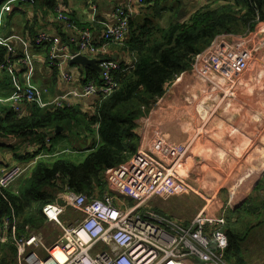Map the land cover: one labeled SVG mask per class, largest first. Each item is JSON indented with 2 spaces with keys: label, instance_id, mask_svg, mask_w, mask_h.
I'll return each instance as SVG.
<instances>
[{
  "label": "built area",
  "instance_id": "built-area-1",
  "mask_svg": "<svg viewBox=\"0 0 264 264\" xmlns=\"http://www.w3.org/2000/svg\"><path fill=\"white\" fill-rule=\"evenodd\" d=\"M146 0H136L137 8H144ZM88 26L72 22L70 12L63 0H55L52 22L59 24L63 34L70 38L63 43L54 42L43 29L34 35V47L49 45V69L57 68L56 82L64 94L55 101L43 103L41 92L30 83L19 88L7 100L8 109L17 118L29 116L30 107L56 110L72 107L69 97L95 98L90 112L98 100L111 96L118 90L117 73L124 72L120 62L106 59L107 47L122 44L128 30L130 18L136 13L131 7L113 9V23L98 19L95 3L89 1L84 10ZM258 23L259 20L256 18ZM103 30L102 42L97 41L91 31L92 25ZM258 31L246 30L244 34H217L206 49L194 55L190 66L204 85L202 102L215 103V109L208 117L229 114L231 102L238 92L247 90L256 75L254 55L262 46ZM0 47L6 54L0 57V71L12 72L26 68L25 77L30 80L34 67L26 46L24 55L19 57L7 40L0 37ZM73 48V49H71ZM77 56L94 60L99 68L98 80L86 81L85 70L69 62ZM15 64V66H14ZM190 69V70H191ZM261 76H257L260 79ZM72 88V90H69ZM219 110L216 114L215 111ZM94 144L98 146V125L91 127ZM50 136H45L42 145L50 147ZM34 148H29L33 152ZM69 153V151H66ZM185 153L179 152L171 162L162 161L153 152L139 147L125 164L103 173L105 192L98 196H85L71 190L67 184L53 196L51 203L45 204L41 213L46 223H52L60 236L52 244H47L44 234L32 226H26L19 235L18 222L14 212L2 219L0 224V246L11 245L15 249L16 264H228L226 250L228 237L223 228L230 202L225 207H216V193H198L203 199V208L193 216L188 225L158 215L146 205L172 179L182 175ZM27 166L10 164L0 176V193L10 189L23 174L29 172L36 161ZM259 183V182H258ZM238 188L241 184H237ZM130 192L135 204L121 199V194ZM215 203V204H214ZM76 216L71 224L63 217L67 212ZM60 258L56 257V254Z\"/></svg>",
  "mask_w": 264,
  "mask_h": 264
},
{
  "label": "trees",
  "instance_id": "trees-1",
  "mask_svg": "<svg viewBox=\"0 0 264 264\" xmlns=\"http://www.w3.org/2000/svg\"><path fill=\"white\" fill-rule=\"evenodd\" d=\"M31 26L26 29L32 37L38 26L37 11L45 8L44 18L53 14L55 0H36ZM167 1V0H166ZM163 0H146L140 9V20L130 18L123 47L132 54L130 64L122 63L124 72L117 73L118 90L95 104L90 126L98 125L99 142L82 160H71L61 154L54 160H39L26 176L10 189L0 193V224L13 211L18 222V233L22 235L26 226L35 230L46 224L42 207L53 201V196L67 184L76 193L87 197L102 193L106 188L103 173L129 161L141 145L145 121L156 102L163 97L171 84L184 72L191 69L190 62L217 34L240 33L246 28L256 31L259 21L264 20V0H208L205 5L189 15L187 20L176 21L178 12L170 7L162 8ZM174 15L165 22L164 12ZM179 19V18H178ZM48 63L49 45L34 47ZM6 54L0 47V57ZM106 59H109L105 57ZM85 69L86 81L98 80L96 69ZM52 83L56 80L57 68H51ZM161 106L160 108H164ZM29 116L17 118L12 111L0 115V138L13 137L30 143L42 142L48 131L62 127L83 115L78 105L69 108L48 110L30 107ZM160 108H157L159 110ZM86 116V115H84ZM258 119H260L258 117ZM58 134V136H60ZM263 163L261 167H263ZM261 171L254 170L258 175ZM260 202L249 198L237 209H229L223 231L228 237L226 260L228 264H247L242 254L243 244L250 230L264 231V176L257 184ZM54 192H56L54 194ZM253 215L255 216L253 218ZM15 249L11 245L0 246V264H13ZM16 264V260H15Z\"/></svg>",
  "mask_w": 264,
  "mask_h": 264
},
{
  "label": "crops",
  "instance_id": "crops-1",
  "mask_svg": "<svg viewBox=\"0 0 264 264\" xmlns=\"http://www.w3.org/2000/svg\"><path fill=\"white\" fill-rule=\"evenodd\" d=\"M63 1L67 5L68 11L70 12V17L72 18V22H74L75 24L78 23L82 26L89 25L87 21L86 13L84 12L86 5L89 1H93L95 3L98 11V19L108 23L109 25H111L114 21L112 13L115 7H119V6L123 8L131 7L132 10L136 13V15H139L141 11L136 6V0H63ZM163 1L165 2L162 5V8L165 9L167 7H170V9L173 11L175 10V12H178L179 8L181 7L184 8L186 6L196 11L198 10V8L201 7V5L204 4V0H167V1L163 0ZM37 3L38 1L36 0H0V37L8 41V43L16 50L17 55L19 57H23L24 55L23 47L26 46L27 50L30 51L29 56L31 58L33 57L36 58L34 60L32 59L34 72L30 80H27V78L25 77V73L27 71L26 68H19L17 70L15 69L12 72L0 71V109L1 110L8 109L7 100L13 94H15L19 88L25 87L28 83H30L32 87L36 89V91L41 92V99L43 103L53 102L56 100V98L64 94V91L61 90L62 88H58L56 80L52 83L51 81L52 76L50 75V72L52 70L49 69L48 63L45 60V56H43L39 51H35V48L32 46V37L30 35V32L26 29L27 26L32 25L31 21L34 17L33 11ZM181 3L183 5L179 6ZM47 6L48 5L46 4L43 6L42 11H37L38 26L35 27L34 32L36 33V31L43 29L45 32L51 35V37L54 39V42L60 41L61 43H63L65 39L68 40L71 36L69 33L63 34L60 31L61 27L59 26V24L52 22L51 20L52 14L48 13V18L46 19L44 18L43 12H45V8ZM170 17L171 15H168L166 17V22ZM259 22L260 23H256L258 26V29L256 31H258L257 36L262 41L261 43L262 46L260 47L259 51L254 55V64L256 65V72H255L256 75L259 72L264 75V20ZM247 29L249 28H246L243 32L235 33V34L242 35ZM91 31L95 39L97 41L99 40L100 42H102L103 30L101 29V27L97 24L92 25ZM122 47L123 44L119 45V44L111 43V45L107 47L106 57L111 60L114 59L120 63L130 64L132 54H130L127 51V49H125V47L124 48ZM190 73L192 74V79L190 80V83L193 79H196L197 80L196 83L197 85H199L198 93H197L198 104L199 107H201L205 111V116L204 117L201 116L199 109L198 111H196V113L198 114V117L203 121L206 115L208 114V112L212 113L214 109L211 108L209 103L204 104L202 102L201 97L203 95L204 85H202L196 74L191 69L189 70L188 73L186 72L184 74H181L176 79L175 84L179 83L184 76L187 77L186 74H190ZM69 90H72V88H69ZM242 91L245 90L242 89L240 92ZM190 98H191L190 95L189 96L187 95L186 98L184 99V102L185 103L188 102ZM69 100L71 101L72 106L78 105V107H80V110L82 111L83 115L79 116L75 121L65 123L66 129L65 131L61 132L60 136L58 135L51 136L52 134H54V130L56 127H54L52 131L47 130L50 136L49 138L51 139V142L49 144L50 147L43 146L42 142L30 143L28 141H23L13 137L0 138V176L3 169L10 164L27 166L29 163L33 162L37 158H38L37 161L54 160L57 159L61 154L69 155L71 157V160H75L79 156H83L84 158L89 153V151L94 147L93 143H94L95 132H93L92 129H91L92 132L88 131L89 130L88 122H89V118L94 115L95 112L94 110L96 106L94 107V110L90 113L89 112L84 113L83 111H86L85 105L92 104L95 98L83 99L75 96V97H69ZM176 103L177 101H175L174 104ZM170 107L171 104L166 110L164 108H160L159 110L154 111V117H156L157 115H170L171 112L175 114L180 113V111L176 108L174 109V111L170 110ZM252 108L253 111H251L250 113L251 114L253 113L254 119L256 118L258 119L259 117L260 118L259 121L260 123H262L264 121V103L262 105H256L254 103ZM150 113L152 115V111ZM151 115L149 114L148 116ZM227 116L229 118H227ZM227 116L224 119L228 122L236 118V117H232L230 113L227 114ZM247 116H249V118H247ZM247 116L242 118L243 125L239 129H234L235 124L232 123L229 125V128L232 127V130L230 132H228L229 129L225 131L228 132L227 135L224 133L227 142L223 145V151L221 156H219V158L222 157L223 159L230 160L229 167L231 171L227 169L226 176L224 177L223 180L224 182H220L217 179H208L207 187H204V191L207 194L211 192V194L216 193V195L217 192H219L221 189H226L225 190L226 195L225 196L221 195L223 196L222 197L223 205L221 206L219 204L221 202L220 198H218L216 202V207L219 208L225 207V205L230 201H231L230 209L232 210L239 208L242 204L245 203L246 198L243 199L240 203H238V199L236 197V190L238 189V186L236 182H232V185L234 187V191L232 192L226 186V182L230 181V179H228V175L234 176L240 172L245 171L242 170V168L244 167L245 159L249 158L250 165H254V166L258 165V167L255 168L261 171L259 173L260 174L259 179L254 183V187L262 179V176H264V166L261 167L264 161V136L258 135V132H263L264 134V124L262 126H257V125L254 126V122L250 117V115ZM214 119L215 117L210 116L208 120L214 121ZM217 120L220 121L219 119ZM91 127L92 126H90V128ZM146 129L148 136H151L153 134L159 137L160 139H163L164 134H162L157 128L152 127ZM143 133L144 136L142 134L140 147L149 150L148 145L145 143L146 142L145 128ZM2 140L5 142H2ZM164 140L170 141L168 137L164 138ZM29 148H34L33 152H29ZM66 151H69V153H66ZM179 152L181 151H178L177 153ZM188 162H189L188 158L186 157L185 154L182 163V171L184 170V165ZM104 192L105 190L100 194L98 193V196L100 197ZM258 197H259V192H258ZM156 213L158 215H161L157 211ZM49 225L52 226L55 229V231H57L54 232L56 234L59 233L60 236V232L52 223L45 224V226L50 229ZM50 230L53 231L52 229ZM50 237H51L50 239H53V242L56 241V239L58 238L56 236L55 237L50 236ZM44 240H46L45 235H44ZM53 242L49 243L46 240L47 244H52ZM13 264H15V260H13Z\"/></svg>",
  "mask_w": 264,
  "mask_h": 264
},
{
  "label": "rangeland",
  "instance_id": "rangeland-1",
  "mask_svg": "<svg viewBox=\"0 0 264 264\" xmlns=\"http://www.w3.org/2000/svg\"><path fill=\"white\" fill-rule=\"evenodd\" d=\"M206 2L207 1L204 0L203 5H205ZM182 5L181 3L179 6ZM193 10L194 9L187 6L179 8V19L176 18V21H186L189 15L195 11ZM168 15H174V12L169 10L164 12L165 22L162 23L164 27L166 26V17ZM186 75L187 77L184 76L177 84H175V80L166 94L156 102L155 106L151 109L152 115L149 113L151 116L147 117L146 123L148 124L145 123L147 126L145 125L144 127L146 130L145 143L148 145L149 150L162 159V161L169 163L178 151H183L184 149L186 151L189 164L186 163L184 165L181 177L178 176V180L172 179L167 182L166 189H162L154 199L146 205L151 210L160 213L162 217L168 218L171 221L176 220L178 224L183 226L188 225V223L192 221L193 216L203 208L204 201L197 194H203L205 192L204 187H207L208 179H217L220 182H224L223 180L226 176L227 169L231 171L229 167L230 160L223 159L222 157L219 158L223 151V145L227 142L224 133L227 135L228 132L232 130V127L229 128V125L233 123L235 124L234 129H239L243 125L242 118L247 115H250L252 118L254 126H262L264 124V121L260 123L259 119H254L253 113H250L253 111L252 106L254 103L256 105H262L264 103V75L262 73L259 72L257 74V76L261 75L260 79L255 76L250 87L245 91L238 92L237 99L231 102L232 104L228 111L232 117L236 118L230 122L218 115L215 117L214 121L208 120V114L203 121L198 117L196 111L201 109L198 104L197 95L199 85H197L196 79H193L190 83L192 79L191 73ZM187 95H190L191 98L185 103L184 99ZM175 101H177V105L174 104ZM208 103L212 109H215L216 106L214 102L209 101ZM170 104V110L174 111L176 108L180 113L175 114L171 112L172 114L170 113V115H157L154 117V111H156L157 108L165 106L164 109L166 110ZM90 105L91 104L85 105L86 111H83L84 113H90L92 107ZM215 113L218 114L219 110L217 109ZM227 118L229 117L227 116ZM247 118H249V116H247ZM152 127L157 128L164 134L163 139L153 134L148 136L146 128ZM228 129L229 131L225 132ZM258 135L264 136L263 132H258ZM167 137L170 141L164 140V138ZM2 142L5 141L2 140ZM82 159L83 156H79L75 161ZM255 167H258V165H250V159L247 158L244 160V167L242 168V170H245L244 172H240L234 176L228 175L230 181L226 182V186L231 192L234 191L232 182L241 184L236 190L238 203L245 198L246 201H248L250 197L256 199L257 202L261 201L260 197H258V192L255 191L257 185L254 187V183L260 176V174H254ZM24 176H26V174L22 177ZM19 181L20 179L16 180L13 185H16ZM225 190L226 189H221L216 195V197L221 200L219 203L221 206L223 205L222 197L226 195ZM196 191H198V193ZM55 193L56 192H54V194ZM210 194L211 192L207 195ZM120 196V200H130L131 205L135 204V200H132L130 192H124ZM254 217L253 215V218ZM75 218V214L69 211L63 217V220L66 221L67 224H71ZM260 221H264V218H261ZM49 227L53 231L45 225L39 230L43 232L46 240L51 243L53 239H50V236L58 237L59 233L56 234L55 232L57 231H55L52 226L49 225ZM241 248L244 260L247 264H264V231H260L259 229L250 230L249 236L247 240L241 244Z\"/></svg>",
  "mask_w": 264,
  "mask_h": 264
},
{
  "label": "water",
  "instance_id": "water-1",
  "mask_svg": "<svg viewBox=\"0 0 264 264\" xmlns=\"http://www.w3.org/2000/svg\"><path fill=\"white\" fill-rule=\"evenodd\" d=\"M140 18L141 17L139 15H136L135 16V19L136 20H140ZM69 65L70 66L78 65V66L83 67V68L86 67V68H91V69L94 68L97 71L99 70V68L96 66L94 60L88 59V58H86L84 56H77V57H75L73 60H71L69 62ZM62 131H63V128L62 127H58L57 130L54 132V134H52L51 136H57Z\"/></svg>",
  "mask_w": 264,
  "mask_h": 264
},
{
  "label": "bare ground",
  "instance_id": "bare-ground-1",
  "mask_svg": "<svg viewBox=\"0 0 264 264\" xmlns=\"http://www.w3.org/2000/svg\"><path fill=\"white\" fill-rule=\"evenodd\" d=\"M199 111H200V113H201V116L204 117V116H205V111H204L202 108L199 109ZM181 152L186 154L185 149H184L183 151H181ZM174 157H175V155L173 156V158H174ZM173 158H172V159H173ZM263 165H264V161H263ZM56 257H57V258H60V255L57 253V254H56Z\"/></svg>",
  "mask_w": 264,
  "mask_h": 264
}]
</instances>
